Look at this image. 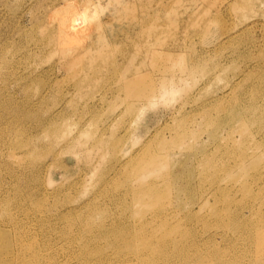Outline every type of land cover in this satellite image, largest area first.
I'll return each mask as SVG.
<instances>
[{
    "label": "rangeland",
    "instance_id": "1",
    "mask_svg": "<svg viewBox=\"0 0 264 264\" xmlns=\"http://www.w3.org/2000/svg\"><path fill=\"white\" fill-rule=\"evenodd\" d=\"M263 148L264 0H0V264H261Z\"/></svg>",
    "mask_w": 264,
    "mask_h": 264
},
{
    "label": "bare ground",
    "instance_id": "2",
    "mask_svg": "<svg viewBox=\"0 0 264 264\" xmlns=\"http://www.w3.org/2000/svg\"><path fill=\"white\" fill-rule=\"evenodd\" d=\"M126 84H127V83H126ZM124 87H126V86L124 85ZM129 88H130V87H129ZM131 88H132V87H131ZM122 90H123V89H122ZM127 90H128V89H127ZM256 91H257V89H256ZM130 93H131V92H130ZM262 94H263V92H262ZM257 96H259V95H257ZM256 107H257V106H256ZM142 108H144V107H142ZM252 108H253V107H252ZM257 109H258V108H257ZM257 109H256V110H257ZM140 110H141V108H140ZM142 111H143V109H142ZM257 111H258V110H257ZM255 112H256V111H255ZM247 115H248V114H247ZM248 116H249V115H248ZM251 117H252V116H251ZM256 124H257V123H256ZM252 125H253V124H252ZM254 125H255V124H254ZM252 130H253V129H252ZM254 130H255V129H254ZM254 130H253V131H254ZM253 134H255V133H253ZM261 136H262V134H261ZM261 138H262V137H261ZM259 140H260V138H259ZM261 140H262V139H261ZM249 142H250V141H249ZM252 142H253V141H252ZM252 142L250 143L251 145H252ZM247 146H248V144H247ZM221 147H223V146H221ZM216 148H217V147H216ZM216 148H215V149H216ZM250 148H251V146H250ZM215 149H214V150H215ZM263 149H264V148H263ZM222 150H223V148H222ZM224 150H225V149H224ZM224 150H223V152H224ZM247 150H248V149H247ZM198 151H199V150H198ZM193 153H194V152H193ZM246 154H247V153H246ZM204 156H205V155H204ZM258 157H260V156H258ZM200 159H201V158H200ZM170 160H171V159H170ZM213 160H214V159H213ZM262 160H263V159H262ZM250 161H251V160H250ZM253 161H254V160H253ZM170 162H171V161H170ZM204 162H205V161H204ZM200 163H203V162H200ZM172 164H173V163H172ZM202 165H203V164H202ZM251 165H253V164H251ZM254 165H256V164H254ZM261 165H262V164H261ZM215 166H216V165H215ZM258 166H260V165H258ZM219 167H220V166H219ZM254 167H255V166H254ZM251 168H252V167H251ZM251 168H250V169H251ZM213 169H214V168H213ZM255 169H256V167H255ZM263 169H264V168H263ZM244 170H245V167H244ZM258 170H259V169H258ZM202 171H203V170H202ZM245 171H246V170H245ZM255 171H257V170H255ZM262 171H263V170H262ZM108 172H109V171H108ZM240 172H241V171H240ZM251 172H253V171H251ZM104 173H105V172H104ZM200 173H201V172H200ZM227 173H228V172H227ZM242 173H243V172H242ZM249 173H250V172H249ZM258 173H259V172H258ZM260 173H261V172H260ZM263 173H264V172H263ZM109 174H111V173H109ZM228 174H229V173H228ZM235 174H236V173H235ZM246 174H247V173H246ZM256 174H257V173H256ZM107 175H108V173H107ZM226 176H228V175H226ZM240 176H241V175H240ZM257 176H258V175H257ZM257 176H256V177H257ZM260 176H262V175L260 174ZM263 176H264V175H263ZM96 177H97V176H96ZM98 177H99V176H98ZM103 177H104V179H105V176H103ZM242 177H243V175H242ZM242 177H241L240 179H242ZM100 178H102V177H100ZM106 178H107V177H106ZM247 178H248V176H247ZM247 178H246V179H247ZM250 178H251V177H249L248 179H250ZM107 179H108V178H107ZM107 179L104 180V181L106 182ZM252 179H254V178H252ZM98 180H99V178H98ZM101 180H102V182H103V179H101ZM257 180H258V179H257ZM246 181H248V180H246ZM6 183H8V182H6ZM243 183H245V182L243 181ZM3 184H4V183H3ZM97 184H98V182H97ZM102 184H103V183H102ZM263 184H264V182H263ZM98 185H99V184H98ZM98 185H97V186H98ZM246 185H247V184H246ZM246 185H245V186H246ZM0 186H1V185H0ZM194 187H195V186H193L192 188H194ZM246 188H247V187H246ZM0 189H1V188H0ZM98 189H99V188H98ZM98 189H97V190H98ZM129 189H130V188H129ZM0 191H2V190H0ZM125 191H126V190H125ZM1 193H2V192H1ZM1 193H0V195H1ZM125 193H127V191H126ZM4 196H5V195H4ZM128 198H129V200H130V197H129V196H128ZM128 198H127V199H128ZM0 200H1V199H0ZM2 201H3V199H2ZM4 201H5V200H4ZM4 201H3V202H4ZM226 201H227V200H226ZM9 208H11V207H8V209H9ZM6 209H7V208H6ZM9 210H11V209H9ZM6 212H7V210H6ZM10 213H11V211H10ZM12 215H13V214H12ZM156 215H157V214H156ZM14 216H15V214H14ZM14 216H13V217H14ZM147 216H149V215H147ZM8 217H9V216H8ZM152 217H153V216H152ZM14 218H15V217H14ZM149 218H150V217H149ZM153 218H154V217H153ZM8 219H10V217H9ZM89 220H91V219H89ZM146 220H147V219H146ZM146 220H144V221H146ZM147 221H149V220H147ZM245 221H246V220H245ZM2 222H3V221H2ZM15 222H16V221H15ZM23 222H24V221H23ZM91 222H92V221H91ZM151 222H154V221H151ZM96 223H97V222H96ZM147 223H148V222H147ZM18 224H19V223H18ZM18 224H17V225H18ZM23 224H24V223H23ZM104 224H105V223H104ZM242 224H244V223H242ZM17 225H16V226H17ZM92 225H93V222H92ZM94 225H95V224H94ZM94 225H93V226H94ZM59 226H60V225H59ZM17 227H18V226H17ZM22 227H24V226H22ZM22 227H20V229H21ZM54 227L57 228V226H54ZM244 227H245V226H244ZM18 228H19V227H18ZM56 228H55L54 230H56ZM60 228H61V226H60ZM62 228H63V227H62ZM65 228H66V226H65ZM241 228H242V227H241ZM252 228H253V227H252ZM145 229H146V228H145ZM244 229H245V228H243V230H244ZM58 230H59V229H58ZM160 230H161V229H160ZM250 230H251V229H250ZM248 231H249V230H248ZM44 232H45V231H44ZM46 232H47V231H46ZM51 232H52V231H51ZM59 232H60V230H59ZM73 232H75V231H73ZM20 233H22V232L20 231ZM52 233H53V232H52ZM54 233H55V231H54ZM57 233H58V232H57ZM62 233H64V232H62ZM62 233L59 234V235L62 236ZM161 233H162V231H161ZM245 233H246V232H245ZM18 234H19V233H18ZM247 234H248V232H247ZM247 234H246V235H247ZM249 234H250V233H249ZM14 235H15V234H14ZM19 235H20V234H19ZM59 235H58V236H59ZM87 235H88V234H87ZM242 235H243V234H242ZM15 236H18V235L16 234ZM45 236H46V235H45ZM47 236H48V235H47ZM50 236H51V235H50ZM13 237H14V236H13ZM23 237H24V236H23ZM53 237H54V236H53ZM8 238H9V237H8ZM20 238H21V237H20ZM46 238H47V237H46ZM50 238H51V237H49L48 239H50ZM61 238H62V237H61ZM63 238H64V236H63ZM63 238H62V239H63ZM66 238H67V237H66ZM247 238H248V237H247ZM51 239H52V238H51ZM51 239H50V241H51ZM89 240H90V239H89ZM243 240H245V239H243ZM250 240H251V237H250ZM256 240H257V239H256ZM18 241H19V240H18ZM50 241H49V243H51ZM246 241H249V239L246 240ZM252 241H253V240H252ZM5 242H6V241H5ZM14 242H15V241H14ZM46 243L49 244L48 241H47ZM46 243H45V244H46ZM245 243H246V242H245ZM248 243H249V242H248ZM251 243H252V242H251ZM254 243H255V242H254ZM254 243H253V244H254ZM2 244H3V243H2ZM6 244H7V242H6ZM17 244H19V242H18ZM7 245H8V244H7ZM14 245H15V244H14ZM50 245H52V244H50ZM74 245H75V244H74ZM248 245H249V244H248ZM17 246H18V245H17ZM17 246H16V248H17ZM48 246H49V245H48ZM71 246H72V245H71ZM246 246H247V244H246ZM250 246H251V245H250ZM252 246H253V245H252ZM0 247H1V246H0ZM7 247H8V246H7ZM67 247H68V246H67ZM1 248H2V247H1ZM18 248H19V247H18ZM24 248H25V247H24ZM71 248H73V246H72ZM126 248H127V247H126ZM248 248H249V246H248ZM252 248H253V247H252ZM2 249H3V248H2ZM13 249H14V248H13ZM136 249H137V248H136ZM246 249H247V247H246ZM6 250H7V249H6ZM19 250H20V249H19ZM127 250H128V249H127ZM244 250H245V249H244ZM248 250H250V249H248ZM254 250H255V249H254ZM252 251H253V250H252ZM6 252H7V251H6ZM17 252H18V249H17ZM26 252H28V251L25 250V254L27 255ZM55 252H57V251H55ZM21 253H22V252H21ZM21 253H19V254H21ZM30 253H32V252H30ZM136 253H137V252H136ZM13 254H14V253H13ZM33 254H34V253H33ZM250 254H251V253H250ZM17 255H18V254H17ZM21 255H23V254H21ZM136 255H137V254H136ZM242 255H243V254H242ZM1 256H2V255H1ZM1 256H0V257H1ZM33 256H34V255H33ZM37 257H38V256H37ZM238 257H239V256H238ZM248 257H249V256H248ZM248 257H247V258H248ZM13 258H14V257H13ZM119 258H120V257H119ZM4 259H5V258H4ZM6 259H7V258H6ZM39 259H41V258L39 257ZM239 259H240V258H239ZM241 259H242V258H241ZM245 259H246V258H245ZM245 259H244V260H245ZM21 260H22V259H21ZM41 260H42V259H41ZM1 261H2V259H1ZM1 261H0V262H1ZM3 261H5V260H3ZM34 261H35V259H34ZM38 261H39V260H38ZM5 262H6V261H5ZM5 262H4V263H5ZM11 264H12V263H11ZM261 264H264V260L262 261Z\"/></svg>",
    "mask_w": 264,
    "mask_h": 264
}]
</instances>
